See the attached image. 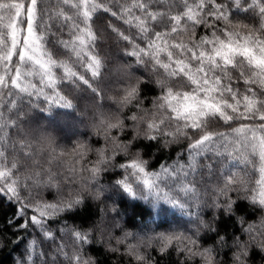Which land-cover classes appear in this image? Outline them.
<instances>
[{"label":"snow or ice","instance_id":"obj_1","mask_svg":"<svg viewBox=\"0 0 264 264\" xmlns=\"http://www.w3.org/2000/svg\"><path fill=\"white\" fill-rule=\"evenodd\" d=\"M117 60L111 103L91 113L98 138L61 147L53 130L84 123L73 94L100 106ZM112 195L168 203L194 228L113 237L106 213L82 219ZM3 208L17 264H99L97 248L120 264L264 254V0H0Z\"/></svg>","mask_w":264,"mask_h":264},{"label":"trees","instance_id":"obj_2","mask_svg":"<svg viewBox=\"0 0 264 264\" xmlns=\"http://www.w3.org/2000/svg\"><path fill=\"white\" fill-rule=\"evenodd\" d=\"M113 68L112 74L108 77V83L105 85L106 98L100 106L96 104L90 97L88 93H74L73 95L79 97L75 103L77 108L81 109L80 119L84 123L75 124L73 126H65V123L61 122V128H56L53 130V135L56 137V142L61 147H71L69 141L75 143L77 139L83 140L85 137L80 136V133L87 132L88 130H93L91 113L98 110V107L102 108L103 104L111 103L107 99L114 93L115 89L113 87L114 73L120 71V62L117 60L114 65L110 64ZM112 88L109 91V88ZM98 137L88 133V142L96 140ZM156 162L153 161V164ZM105 184H109L106 178L104 180ZM168 191V189H165ZM110 194V193H109ZM115 208V211L112 209ZM148 208L151 211V215H145L143 209ZM7 208L0 209V227H5L2 223L4 219V213L8 212ZM252 214L253 223L258 222L261 219V213L259 211H253L249 209ZM103 216V222L112 225L109 229L113 237L123 238L124 233H132L141 237L147 236L151 237L153 234L157 233H173V232H186L194 228L193 221L195 217L186 215L181 210L172 207L170 204L163 201L160 202L157 208L152 209L150 205L145 204L143 201L132 200L128 197H124L123 202L119 195H112V198L107 201L106 204H96L93 202L91 208L82 214V219L87 221L89 224L100 221L101 216ZM119 213V215H117ZM114 218V219H113ZM71 223V221H69ZM231 234V225L229 226ZM14 229L5 228L4 237L6 241H11L7 243L0 240V264H17L20 253L24 251L23 248L16 249L15 236L12 234ZM211 243V242H210ZM96 257L99 264H120L119 260L112 259L111 254L99 252V249H94L90 253ZM220 264H231L232 256L228 248L220 249ZM163 264H178V256L172 255L163 261ZM249 264H264V254L254 251L249 258Z\"/></svg>","mask_w":264,"mask_h":264},{"label":"rangeland","instance_id":"obj_3","mask_svg":"<svg viewBox=\"0 0 264 264\" xmlns=\"http://www.w3.org/2000/svg\"><path fill=\"white\" fill-rule=\"evenodd\" d=\"M119 72L120 71H116V73H114V79L117 80L118 76H119ZM88 133H90L91 135H93V130H88Z\"/></svg>","mask_w":264,"mask_h":264}]
</instances>
